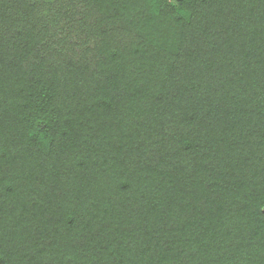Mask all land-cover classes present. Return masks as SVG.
<instances>
[{
  "label": "trees",
  "instance_id": "16d2710c",
  "mask_svg": "<svg viewBox=\"0 0 264 264\" xmlns=\"http://www.w3.org/2000/svg\"><path fill=\"white\" fill-rule=\"evenodd\" d=\"M49 3L0 0V264H264V0Z\"/></svg>",
  "mask_w": 264,
  "mask_h": 264
},
{
  "label": "rangeland",
  "instance_id": "374dc122",
  "mask_svg": "<svg viewBox=\"0 0 264 264\" xmlns=\"http://www.w3.org/2000/svg\"><path fill=\"white\" fill-rule=\"evenodd\" d=\"M52 1L55 2V0H52ZM48 2H51V0H49ZM48 2H45V0H43V3H44L43 5L48 7L50 5V3L47 4ZM170 2L172 3V2H174V0H170ZM47 10H48V8H44V10L42 11L41 14L45 15L47 13ZM51 16L53 17L54 13H52ZM114 29H115V31H114ZM113 31H114L113 32V37L115 38V41H118L120 39V36H119L120 33L123 32V27L119 25L116 28H113ZM123 39L125 40V42H128V40H129L128 37H126V36H124ZM75 40H77V39H75ZM94 40H95V38H93V37H91L90 40H89V39H87L85 37L84 34L80 35L78 37V41L81 42V47H78V48L75 49L74 57L76 59H79V57L83 55V52H84V50L86 48H92L93 49L94 48ZM88 56L92 57V53L90 52ZM1 123H2V126H1V129H0V138L1 139L2 138L5 139L6 137H9L11 132L14 130V128L12 126L13 123H12L11 120H8V119L3 121V122H1Z\"/></svg>",
  "mask_w": 264,
  "mask_h": 264
}]
</instances>
